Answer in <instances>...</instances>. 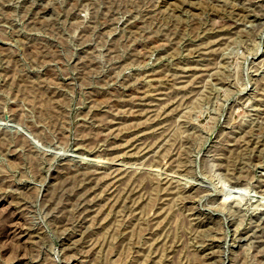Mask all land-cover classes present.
Returning a JSON list of instances; mask_svg holds the SVG:
<instances>
[{"label":"rangeland","instance_id":"rangeland-1","mask_svg":"<svg viewBox=\"0 0 264 264\" xmlns=\"http://www.w3.org/2000/svg\"><path fill=\"white\" fill-rule=\"evenodd\" d=\"M0 264H264V0H0Z\"/></svg>","mask_w":264,"mask_h":264},{"label":"bare ground","instance_id":"bare-ground-1","mask_svg":"<svg viewBox=\"0 0 264 264\" xmlns=\"http://www.w3.org/2000/svg\"><path fill=\"white\" fill-rule=\"evenodd\" d=\"M116 14V13H115ZM251 14V13H250ZM258 15V14H257ZM144 16V15H143ZM98 18V17H97ZM146 22V21H145ZM170 29V28H169ZM169 33V32H168ZM207 36V35H206ZM220 38V36H219ZM211 45V44H210ZM164 46V45H163ZM195 50V49H194ZM168 51V50H167ZM202 52V51H201ZM191 54V53H190ZM191 74V73H190ZM167 77V76H166ZM183 77V76H182ZM201 78V77H200ZM177 79V78H176ZM176 83V82H175ZM193 83V82H192ZM196 83V82H195ZM158 96V95H157ZM171 96V95H170ZM160 99V98H159ZM138 101V100H137ZM130 102V101H129ZM138 103V102H137ZM157 103V102H156ZM150 107V106H149ZM148 107V108H149ZM130 109V108H129ZM139 110V109H138ZM149 124V123H148ZM160 125V124H159ZM157 126V125H156ZM161 126V125H160ZM148 130V129H147ZM104 131V130H103ZM107 139V138H106ZM156 146V145H155ZM159 150V149H158ZM156 151V150H155ZM153 156V155H152ZM129 164V163H128ZM121 167V166H120ZM81 178V177H80ZM92 188V187H91ZM81 204V203H80ZM77 206V205H76ZM81 217V216H80ZM259 222V221H258ZM261 223V222H260ZM255 228V227H254ZM250 236V235H249ZM263 238V237H262ZM212 249V248H211Z\"/></svg>","mask_w":264,"mask_h":264}]
</instances>
